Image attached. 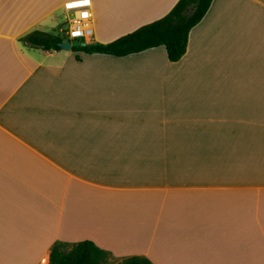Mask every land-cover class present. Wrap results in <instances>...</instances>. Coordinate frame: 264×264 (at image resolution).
<instances>
[{"label":"crops","instance_id":"crops-1","mask_svg":"<svg viewBox=\"0 0 264 264\" xmlns=\"http://www.w3.org/2000/svg\"><path fill=\"white\" fill-rule=\"evenodd\" d=\"M176 1L90 0L83 41ZM80 2L0 0V264L83 239L114 259L264 264V0H212L177 61L163 45L78 60L19 40Z\"/></svg>","mask_w":264,"mask_h":264},{"label":"trees","instance_id":"trees-1","mask_svg":"<svg viewBox=\"0 0 264 264\" xmlns=\"http://www.w3.org/2000/svg\"><path fill=\"white\" fill-rule=\"evenodd\" d=\"M211 2L212 0H177L163 16L112 41H72L71 50L76 52V59L79 60V52L125 56L163 45L168 60L177 61L186 51L190 29L202 19ZM19 40L29 47L51 51L60 49L58 43L69 39L58 32L36 29L23 34ZM113 261L114 257L108 250L92 240L83 239L74 242L55 241L45 264H112ZM117 264L154 263L146 256L133 254L117 259Z\"/></svg>","mask_w":264,"mask_h":264},{"label":"built area","instance_id":"built-area-1","mask_svg":"<svg viewBox=\"0 0 264 264\" xmlns=\"http://www.w3.org/2000/svg\"><path fill=\"white\" fill-rule=\"evenodd\" d=\"M72 7L66 5V9L71 12L68 28L65 31L66 36L73 40H84L92 34V28L90 25V13H89V3L82 4L75 3L71 4ZM87 13V16L84 13ZM74 33H78V35H74Z\"/></svg>","mask_w":264,"mask_h":264},{"label":"rangeland","instance_id":"rangeland-1","mask_svg":"<svg viewBox=\"0 0 264 264\" xmlns=\"http://www.w3.org/2000/svg\"><path fill=\"white\" fill-rule=\"evenodd\" d=\"M65 10L67 11V12H69L68 11V9H66L65 8ZM70 15H71V12L70 13H67V15H66V17H64V20L62 19V23L60 24V26H58V28H56V29H53V30H51L50 32H58V33H60V34H62V35H65V31L67 30V28H68V23H69V18H70ZM59 28H61V29H59ZM255 144V146H256V149H258V151H261V150H263L264 149V141H259L258 143H254ZM227 168H229V167H224V169L226 170ZM226 173V172H225ZM229 173V172H228ZM228 179H229V175L227 176V175H225ZM224 176V177H225ZM112 264H117V259H114V261L112 262Z\"/></svg>","mask_w":264,"mask_h":264},{"label":"water","instance_id":"water-1","mask_svg":"<svg viewBox=\"0 0 264 264\" xmlns=\"http://www.w3.org/2000/svg\"><path fill=\"white\" fill-rule=\"evenodd\" d=\"M58 44H59L60 48L69 50L73 43L71 41L65 40V41L59 42Z\"/></svg>","mask_w":264,"mask_h":264},{"label":"snow or ice","instance_id":"snow-or-ice-1","mask_svg":"<svg viewBox=\"0 0 264 264\" xmlns=\"http://www.w3.org/2000/svg\"><path fill=\"white\" fill-rule=\"evenodd\" d=\"M89 2H90V0H81V3L85 4V5L88 4ZM72 6L73 5H71V4L69 5V7H72ZM84 15L87 16V13L85 12ZM74 35H78V33H74Z\"/></svg>","mask_w":264,"mask_h":264}]
</instances>
